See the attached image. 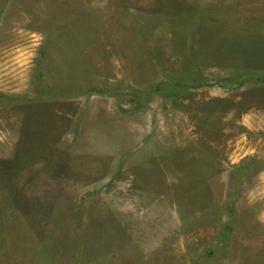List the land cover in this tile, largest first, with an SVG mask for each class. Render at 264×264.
Segmentation results:
<instances>
[{"label":"rangeland","instance_id":"obj_1","mask_svg":"<svg viewBox=\"0 0 264 264\" xmlns=\"http://www.w3.org/2000/svg\"><path fill=\"white\" fill-rule=\"evenodd\" d=\"M0 264H264V0H0Z\"/></svg>","mask_w":264,"mask_h":264},{"label":"crops","instance_id":"obj_2","mask_svg":"<svg viewBox=\"0 0 264 264\" xmlns=\"http://www.w3.org/2000/svg\"><path fill=\"white\" fill-rule=\"evenodd\" d=\"M99 82V81H98ZM80 84H85L87 85L88 82H84V83H80ZM79 84V85H80ZM86 93H89V96H87L86 98L84 97H79L78 94H76V115L75 117L73 118V127L75 125V122H76V134L79 135L80 133V136L79 138L77 139V136H76V145L78 143V140L80 139L81 137V134H83V127H82V117L86 116V117H90V115L88 114V109L89 108H92V107H95L97 106V110L99 107H101L102 105H104L103 103H101V98H107V97H98V95H92L90 94V91L87 90ZM109 99L112 98L111 100L113 101V103L115 104V107L111 106L109 108L110 110V113H113L115 114V116L118 118V121L119 122H122V121H125V120H128L130 124H132L133 128L136 127L137 125V121H138V117L135 113L133 114H128V113H125L122 111V101L120 99L119 96H114L112 93L110 95H108ZM97 100V101H96ZM96 103V104H95ZM94 117V115L91 117V119ZM91 121V120H90ZM75 128V127H74ZM141 129H142V126H141ZM143 130V129H142ZM144 133V131H143ZM75 142H63V147L60 146V148H63V151L65 152H69L70 154H72L74 152V149H72L73 145H74ZM149 149H151V147H149ZM101 155V154H100ZM102 156H106V155H102ZM135 156V155H134ZM107 158L111 159L110 160V166H108L107 168V173L105 175H107L105 178H103L100 182H98V184L96 185H93V188L95 190H97V192H100L102 193V195H104V188L105 186L111 182V180L114 179V177L116 176L117 173H120L121 171H123V168L127 167L131 161L133 160H136V158H127L126 157V163L124 165V163L122 164H119L118 163V160L115 161L113 158V156H106ZM112 161V162H111ZM93 191V190H92Z\"/></svg>","mask_w":264,"mask_h":264}]
</instances>
